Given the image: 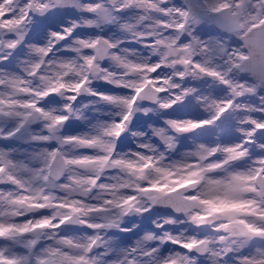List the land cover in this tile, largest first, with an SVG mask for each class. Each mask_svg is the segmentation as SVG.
I'll return each mask as SVG.
<instances>
[{
    "label": "snow or ice",
    "instance_id": "obj_1",
    "mask_svg": "<svg viewBox=\"0 0 264 264\" xmlns=\"http://www.w3.org/2000/svg\"><path fill=\"white\" fill-rule=\"evenodd\" d=\"M0 264H264V0H0Z\"/></svg>",
    "mask_w": 264,
    "mask_h": 264
}]
</instances>
